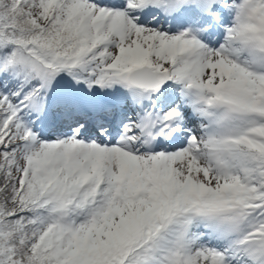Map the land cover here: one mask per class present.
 <instances>
[{
	"label": "snow or ice",
	"instance_id": "snow-or-ice-1",
	"mask_svg": "<svg viewBox=\"0 0 264 264\" xmlns=\"http://www.w3.org/2000/svg\"><path fill=\"white\" fill-rule=\"evenodd\" d=\"M0 264H264V0H0Z\"/></svg>",
	"mask_w": 264,
	"mask_h": 264
}]
</instances>
